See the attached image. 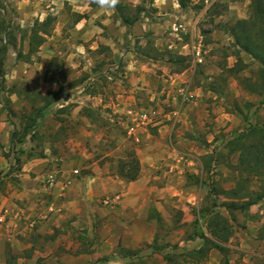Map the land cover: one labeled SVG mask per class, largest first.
I'll list each match as a JSON object with an SVG mask.
<instances>
[{
    "label": "rangeland",
    "instance_id": "1",
    "mask_svg": "<svg viewBox=\"0 0 264 264\" xmlns=\"http://www.w3.org/2000/svg\"><path fill=\"white\" fill-rule=\"evenodd\" d=\"M119 4L131 16L142 7L138 21L127 26L115 9L101 8L93 0H0V19L5 21L0 48L8 46L0 115L7 116L11 134L18 133L8 151L0 143V154L11 162L0 172V217L7 214L0 220V264H25L18 263L26 254L19 246L27 245L28 236L19 234L14 240L1 233L16 228L15 223L7 224L11 213L5 212L9 203L5 198L19 183L23 164L38 158L30 154L41 151L48 158L44 173L61 175L65 163L84 175L95 162L104 173L126 183L130 182L119 175V162L130 161L133 153L141 166L137 189L151 200L142 198L132 206L137 210L130 223L145 221L146 236L155 238L153 245L165 246L162 252L149 254L147 241L140 240L141 263H174L164 259L166 254L178 256V264L193 262L188 253L202 244L198 235L207 232L203 208L215 199L225 200L217 192L234 188L239 178L238 153L229 152L228 141L249 124L264 125V89L250 91L260 82L259 63L242 52L246 65L238 75L222 70L225 63L232 67L237 62L227 26L249 16L250 0H219L209 7L201 0H120ZM47 18L44 43L29 59L18 60V50L28 52L25 31ZM181 22L184 29L176 30ZM198 46L202 61L193 54ZM30 92L55 93L54 103L41 118L33 117L37 96ZM33 120L36 138L20 143L25 125ZM85 153L89 157L80 163ZM175 154L194 162L182 171H171L169 162L176 161ZM260 179L252 178L250 187L259 189ZM99 200L96 205L108 214L102 219L89 208L94 209L90 212L96 237L123 212L122 206L107 207ZM251 208L264 211L263 205ZM219 210L228 214L225 208ZM235 214L234 225L240 231L248 217ZM238 240L234 234L227 243L228 255L243 263L233 247L240 244ZM124 242L131 244V237L122 235L120 243ZM216 258L225 264L216 253L201 264L216 263ZM251 260L264 264V251Z\"/></svg>",
    "mask_w": 264,
    "mask_h": 264
},
{
    "label": "crops",
    "instance_id": "2",
    "mask_svg": "<svg viewBox=\"0 0 264 264\" xmlns=\"http://www.w3.org/2000/svg\"><path fill=\"white\" fill-rule=\"evenodd\" d=\"M174 5L179 7L180 3L177 2ZM78 25H84V22ZM1 105L2 102H0ZM0 143L5 151H8L11 146V128L4 114L0 115ZM183 154L190 156V154ZM175 155L176 161L169 162L171 171L175 168H180L182 171L194 162L190 161V157ZM88 157L89 153H85L80 163ZM47 163V157L27 160L22 166V172L18 175L19 183L12 187L11 193L5 198V201H9L7 210L11 213V219L7 224L15 223L16 228L11 230L7 227L1 233L8 239L15 240V236L19 234L26 235L30 239L27 245L19 246V250L26 249V254L23 259H19L18 263L111 264L123 259L125 264H142L140 257L143 252L139 249V241L143 239L148 243L146 250H149V254L156 251L153 245L155 238L151 234L146 236V222L130 223L132 219H135L137 210L132 206L142 198L145 202L151 200L146 192L137 189L138 180L126 183L116 175L104 173L101 165L94 162L88 166L91 167L88 173L74 176L72 187L65 193H61L59 189L52 190L46 187L44 178L47 173H44V170ZM10 164L7 157L0 154V172L8 169ZM72 169L64 163L59 171L67 175ZM118 191L123 192V199L119 204L123 212L114 217L116 221L102 227L99 230V237H96L97 229L94 228L90 211L96 209L100 218H105L107 211L96 205L99 196ZM260 205L264 207V199L252 206L259 208ZM91 207L94 209H89ZM250 213L246 227H242L240 231L236 230L235 233V236L239 237L240 244L233 246L240 251L239 254L237 253L238 257L243 256L244 262L242 263L235 255L229 254L228 264H254L251 260L253 255L264 251V239L261 236L264 232V211L260 208L256 210L251 208ZM146 216L147 214L145 218ZM122 235L131 237V244L128 242L121 244ZM241 252H247V254ZM215 253L222 257L215 249L210 252V255ZM203 261L185 262L184 260L183 264H201ZM220 262V259L216 258V263L211 264H220Z\"/></svg>",
    "mask_w": 264,
    "mask_h": 264
},
{
    "label": "trees",
    "instance_id": "3",
    "mask_svg": "<svg viewBox=\"0 0 264 264\" xmlns=\"http://www.w3.org/2000/svg\"><path fill=\"white\" fill-rule=\"evenodd\" d=\"M182 5L185 4L183 3ZM125 10V6L118 4L115 8V13L118 14L122 22L127 26L136 23L142 13V7L136 9L135 16H131L129 13L125 12ZM249 10L250 14L247 18L237 19L235 22L227 26V31L233 38V47L237 62L232 67H229L225 63L222 65V70L226 72L227 75H238L246 65L241 54L242 52L248 53L260 65L258 70L260 82L257 87L250 88V91L257 92L260 87H263L264 89V0H250ZM4 22V20L0 19V42L4 39L2 38L3 31L5 30L3 28ZM48 22V18L44 21H37L29 32L27 30L25 31L24 40L28 41V52L24 53L22 49L18 50V60H24V58L29 59L34 52L38 51L45 41ZM7 47L6 44H3L0 48V85L3 89H6L4 64ZM226 79L227 78L225 77V80ZM216 91L219 92L220 89H216ZM30 93L37 96V99L34 97V102H32L34 103L32 107L33 117L34 119L37 117L41 118L44 115L45 110L54 103L55 93ZM37 101H41V103L38 104L36 103ZM236 105L239 104L236 103ZM7 110L13 111L11 106H8ZM33 126L34 120L25 125L24 130L21 133L22 137L19 139L20 143H24L28 137L30 140L36 138L37 134L32 132ZM17 135V132H12L11 146L15 144V137ZM228 146L230 153H238V163L235 168L238 171L239 178L234 188L228 190L220 189V191L217 192V195H225V200L219 202V200L215 199L211 205L203 208L202 214L206 217L207 232H201L198 235V237L202 239L201 246L189 251L188 256L192 261L207 259L210 252L215 249L222 255V261L225 264H228L229 249L227 243L236 232L234 222L237 221V216L235 212H240L245 217H249L251 216V206L264 199V125L258 123L249 124L244 130L228 141ZM6 155L9 156V154ZM30 155L31 157L42 158L45 157V152L41 151ZM132 155L133 157L130 161L120 160L119 162V175L128 182L137 180L141 171L139 159L134 156L133 153ZM16 162L19 166L18 169H20L21 164L19 156H16ZM254 177L261 178L259 189L250 187V182ZM221 208H225V211L228 214L220 212L219 209ZM159 216L160 215H158V220L161 219ZM261 236L262 239H264V232ZM164 249L165 246L159 247L154 244V250L162 252ZM166 255L167 256H165L164 259L174 261V264L177 263L178 256Z\"/></svg>",
    "mask_w": 264,
    "mask_h": 264
},
{
    "label": "built area",
    "instance_id": "4",
    "mask_svg": "<svg viewBox=\"0 0 264 264\" xmlns=\"http://www.w3.org/2000/svg\"><path fill=\"white\" fill-rule=\"evenodd\" d=\"M205 7L211 6L213 3L219 0H201ZM220 1H228V0H220ZM179 28L184 29V23L176 24L175 29L178 30ZM194 56L197 61H202L201 49L200 47H194ZM140 117H146L145 115H141ZM135 128L131 127V131ZM80 174L79 168H73L70 174H59V172H48L44 178L46 187L49 189H59L61 193H65L72 187L74 182V176H78ZM123 199V195L120 193H114L111 195L104 196L100 199V202L107 207H116L118 206ZM6 209V213H7ZM7 214L1 215L0 220L3 221Z\"/></svg>",
    "mask_w": 264,
    "mask_h": 264
},
{
    "label": "clouds",
    "instance_id": "5",
    "mask_svg": "<svg viewBox=\"0 0 264 264\" xmlns=\"http://www.w3.org/2000/svg\"><path fill=\"white\" fill-rule=\"evenodd\" d=\"M99 7L109 10H114L119 4L120 0H93ZM111 264H125L123 259L111 262Z\"/></svg>",
    "mask_w": 264,
    "mask_h": 264
}]
</instances>
